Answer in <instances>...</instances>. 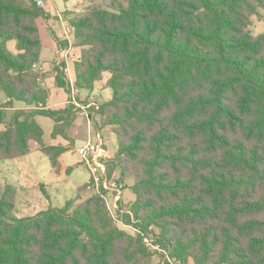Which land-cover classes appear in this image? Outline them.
<instances>
[{"label":"trees","instance_id":"1","mask_svg":"<svg viewBox=\"0 0 264 264\" xmlns=\"http://www.w3.org/2000/svg\"><path fill=\"white\" fill-rule=\"evenodd\" d=\"M40 17L50 18L36 0H0V162L36 144L59 173L68 148L47 145L36 117L67 140L78 109L46 108ZM254 17L264 20V0H114L70 16L77 89L108 76L112 99L98 110L118 147L108 175L118 168L121 183L134 181L121 219L140 233L122 229L101 194L83 197L89 184L63 208L25 218L6 185L0 264H157L151 233L180 264H264V32H252ZM15 101L32 110L6 123Z\"/></svg>","mask_w":264,"mask_h":264},{"label":"rangeland","instance_id":"2","mask_svg":"<svg viewBox=\"0 0 264 264\" xmlns=\"http://www.w3.org/2000/svg\"><path fill=\"white\" fill-rule=\"evenodd\" d=\"M82 1L83 0H47L44 5V9L47 11V13H50L55 17L59 16L60 19L61 17L65 18V23H67V19L75 14L72 12L76 8L75 5L82 3ZM91 3L106 7L107 5L113 6L114 0H88L87 7L91 5ZM54 25L57 36L62 39H66L65 35L63 34L61 23L56 20L54 22ZM251 30L255 35L264 32V20H260L259 18L254 17ZM65 32H67L66 24ZM8 44L9 50L12 53H15L16 42L10 41ZM94 108H92L89 112H94ZM15 112L17 111L7 110L5 121L6 123H9L11 121ZM80 114L82 115V113ZM80 114L77 113V116L86 118L84 117L86 116L84 113L83 116H81ZM96 117H98L97 114L93 116V118ZM3 126L4 125H1L0 128H3ZM44 130H48L46 125H44ZM88 130L89 129L87 125L82 128L80 127L79 137H76L75 141L73 140V138L69 137L67 139V142H65V144L71 146V150H69L64 155L63 162L66 165H71V167L74 168V171L71 175L67 174L68 172L66 171L65 174L69 176L58 179V176L52 171L49 160L44 157L40 151L37 150L38 146L36 144H34L31 153L26 158L25 165H22L21 162H0V187H5L6 185H14L17 189L15 211V215L17 217H32L50 208H63L66 205L67 201L74 199L78 192L77 189L80 186H84L86 183L88 184L90 182V172L87 166L82 163V158L77 154V150L90 141L88 140ZM101 131L103 138L107 143L106 145L108 146L110 151L112 153L116 152L115 149L117 148V145L111 131L109 129H101ZM96 132L97 131L94 129V135L96 134ZM95 139L96 138H94L93 140ZM46 140L45 142L47 145L55 143L51 136L47 137ZM88 191L89 190L82 194L83 197L90 196V194L93 193L92 191ZM132 193V190L128 187L126 192V197L128 198V200L133 196ZM126 206V204H123L122 209L127 210ZM120 216L122 218L123 214H121ZM120 227L130 233H133L130 228H124L122 226ZM152 230L153 228L151 229V231ZM145 238L148 240L147 246L153 254L152 261L154 263L180 264L171 259L170 260L172 263H170V261L168 260L169 253L161 247H157V245L155 244L156 237L153 233L145 234Z\"/></svg>","mask_w":264,"mask_h":264},{"label":"crops","instance_id":"3","mask_svg":"<svg viewBox=\"0 0 264 264\" xmlns=\"http://www.w3.org/2000/svg\"><path fill=\"white\" fill-rule=\"evenodd\" d=\"M24 1L29 2V0H24ZM46 1L47 0H45V3ZM87 2L88 0H83L82 3L75 5L76 8L74 9V11H72L73 13H75L74 15H76V13L81 14L84 11V9L87 7ZM44 11L47 13L45 9ZM47 14L50 17L49 19H45L43 17H40L37 19V25L39 28L40 38L42 41L41 62L39 64V68L42 70H40L38 73L41 76L42 85L49 92V100H48V104L46 108L49 110H62V109H65L70 103L74 105V102H76L77 104L83 107L92 106L86 110H81V109H80L81 111L78 110V113L79 114L82 113V115L80 114L81 116H83V113H84L86 115L84 117L86 118L77 116L76 121L74 122V124L69 130L68 136L73 138V140L75 141L76 137L78 138L80 135V132H79L80 127L82 128L87 125L89 129L88 130V137H89L88 140L92 141L94 138H96L95 140H93V142H95L97 138L100 136V138L102 139L106 147L108 154L112 158L110 161L107 162V164H110L109 167H112V163L117 154L118 147L115 149L116 152L112 153L110 149L108 148V146L106 145L107 143L103 138L101 129H109L110 131L111 129L104 125V119L98 114V110H96V106L99 107L101 103L108 102L112 99V91L110 89L105 88V84L107 82L108 76L104 75V79L96 83L93 91L77 89L74 63L76 60H78L81 57V49L73 45L74 40L72 37V33L69 34L68 32H65V24L69 26L68 22L65 23L66 21L65 18L61 17L60 19L59 16L55 17L51 15L50 13H47ZM56 20H58L61 23L63 34L65 35L66 39L64 38L62 39L57 36L55 25H54V22ZM58 67L61 68L64 74L66 75L67 82L70 87L71 93L58 86L57 81H56V77L58 74L57 73ZM0 101L8 102V99H6L5 96L2 93H0ZM92 108H94V112L90 113L89 111ZM8 110L24 111V110H32V109L26 107L25 104L23 103L15 101L13 102L12 106ZM94 114L95 115L97 114L98 117L93 118V116H95ZM36 121L42 127L43 130H44V125H46L48 129L47 131L44 130L45 140H46V138L50 137L51 134L53 133L55 122L52 119L48 117H44V116H37ZM94 129L97 131L95 135H94ZM112 135L114 136L113 133ZM114 139H115V136H114ZM53 141L55 143H52L49 146L61 145V146L68 148V151L71 150V146H69L68 144H65L67 140H65L64 138L58 137L57 139H53ZM115 142H116V139H115ZM37 150L39 151L38 148ZM65 154H63L59 159L60 165H61V169L59 173H56L54 169L51 167L53 173H55L58 176V179L65 177V176H69L74 171V168L71 167V165H66L63 162V158ZM27 157L28 156L22 159L11 161V162L12 163L21 162L22 165H25V161ZM66 171L68 172L67 174L69 175L65 174ZM120 177H121L120 169L118 168L114 169L112 178H114L115 180H119ZM122 184H124V190L122 192L120 206L122 207L123 204H126L127 205L126 208L127 210H129L130 204L136 200V196L134 193H132L133 196L130 197V199L128 200V198L126 197V192H127L128 187L131 189V187L134 184V181L132 179H129L123 182Z\"/></svg>","mask_w":264,"mask_h":264},{"label":"built area","instance_id":"4","mask_svg":"<svg viewBox=\"0 0 264 264\" xmlns=\"http://www.w3.org/2000/svg\"><path fill=\"white\" fill-rule=\"evenodd\" d=\"M36 3L38 7L43 8L45 5V0H36ZM67 32L69 34L72 33V29L70 26H67ZM35 69L37 72L42 70L39 68V65H37ZM74 105L77 109L81 108L83 110L92 107H81L76 102H74ZM96 110H99V107L96 106ZM77 153L79 157L82 158V163L87 166L91 175L90 182L88 183V190L92 191L93 193L102 195L106 202L110 215L118 225L124 228H130L136 234L140 233L139 229H133L132 227L126 225L120 217L121 214L129 213L128 210H124L120 206L124 184H122L119 180H115L114 178L109 177L107 162L112 158L108 154L100 136L95 142L89 141L88 143L80 147ZM144 241L147 245L148 240L145 237ZM168 260L170 261V263H172L170 258H168Z\"/></svg>","mask_w":264,"mask_h":264}]
</instances>
